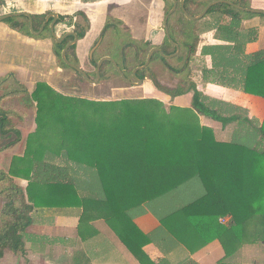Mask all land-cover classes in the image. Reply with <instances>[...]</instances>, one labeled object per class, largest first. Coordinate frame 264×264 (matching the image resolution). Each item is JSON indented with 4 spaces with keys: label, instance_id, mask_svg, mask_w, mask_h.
I'll return each instance as SVG.
<instances>
[{
    "label": "trees",
    "instance_id": "trees-1",
    "mask_svg": "<svg viewBox=\"0 0 264 264\" xmlns=\"http://www.w3.org/2000/svg\"><path fill=\"white\" fill-rule=\"evenodd\" d=\"M232 1L251 8L249 0ZM171 5L170 0L166 13ZM206 15L213 20L216 38L227 44L202 48V53L212 59V67L203 69L204 79L264 98V49L246 55L245 44L254 38L255 30H239L243 19L257 14L220 2L210 6ZM224 15L230 16L228 22L222 21ZM33 18L37 30L44 15ZM2 21L26 35L43 38L45 32L52 38L47 25L42 33L33 35L24 15ZM183 21L190 22L177 7L168 17L170 35L174 39L172 33L186 34L184 46H190L193 52L196 44L190 41L192 32L181 29ZM73 29L78 38L83 37L81 24L75 23ZM72 39L67 36L56 43L52 38L56 59L66 68L69 66L61 52ZM149 48L148 42L136 65L143 64ZM163 48L166 54L175 51L167 37ZM155 55L167 61L159 53ZM182 66L188 70L189 63L183 61ZM145 73L146 68L137 76L143 79ZM189 91L193 93L191 106L170 105L166 109L157 98L91 100L66 95L46 82H38L30 95L36 104V131L28 136L24 155L12 158L8 172L0 170L4 210L10 214L16 208L19 211L18 207L28 210L20 202L16 186L5 183L22 176L28 179L29 196L39 190L52 206L81 208V221L104 220L134 253L135 249L142 252L141 245L148 241L134 217L143 206L155 209L158 204L166 209L158 215L161 226L191 250L217 240L224 259H233L244 245H264V118L259 126L245 121L236 139L218 140L213 130L201 123L200 115L223 124L236 116H220L193 82L185 88L178 84L174 91L164 93L174 97ZM4 122L1 119L2 129ZM47 155L73 164L76 175L65 178L68 166L45 162ZM222 217H227V222L221 223ZM17 221L13 218L0 227V255L4 248L21 246L20 233L26 223ZM218 264L231 263L220 260Z\"/></svg>",
    "mask_w": 264,
    "mask_h": 264
},
{
    "label": "crops",
    "instance_id": "crops-1",
    "mask_svg": "<svg viewBox=\"0 0 264 264\" xmlns=\"http://www.w3.org/2000/svg\"><path fill=\"white\" fill-rule=\"evenodd\" d=\"M185 1L187 13L197 16L213 0H184V7ZM249 1L251 8L264 11V0ZM202 2H205L203 7ZM22 11L34 16L45 15L44 20L49 13H56L58 18L66 16L64 20L55 23L54 31L58 37L73 31L75 23L82 25L86 20L83 37L78 38L74 47L68 48L66 57L81 67L89 78L91 76L88 73H93L91 79L96 77V65L101 58H113L114 55L120 54L124 70H130L136 64L130 58L126 59V56L135 54H130L133 44H138L139 47H135V51L140 54L143 44L149 42V53L154 47L163 50L166 37L163 25L166 14L164 0H8L5 4L0 3V16ZM197 11L198 13H195ZM187 19L190 22L183 21L180 27L192 32L190 41L196 46L193 52L190 46L185 48L184 57L179 59V62L189 63V72L184 74V77L180 76L178 84L185 88L183 82L190 79L188 81L195 83L203 96H209L210 103L215 106L206 103L217 110L220 116H236L235 120L223 124L211 116L200 115L201 123L213 130L216 139L231 141L234 133L239 131L240 125L246 124L245 121L255 126L262 123L264 98L204 79L203 69L212 67V59L211 55L202 53V48L224 45L227 42L216 38L210 16ZM229 20L230 16L224 15L222 21L225 23ZM206 22L207 25H204ZM187 27L190 29H185ZM251 29L255 30V36L245 44L246 55L264 49V14L241 21L240 31L247 32ZM185 36L186 34L179 31L178 37L181 41L175 40L180 52L183 50L182 45H185ZM97 40L99 43L96 45ZM162 52L164 53V50ZM155 53L159 52H153L150 61L156 56ZM139 56L138 59L142 55ZM173 57L163 58L168 60ZM158 60L164 63L160 58ZM63 71L64 68L56 62L52 38L47 33H44L43 38L32 37L0 21V170L8 172L12 158L24 155L27 138L36 131V104L30 97L36 84L46 82L62 93L57 82H68V78H62ZM116 79L114 77L109 82H115ZM140 79L142 83L136 81V85L127 82L128 86L124 89L131 90L124 94L125 96L113 100L157 98L169 106H191V91L172 97L158 89L152 76ZM83 80L88 82L85 78ZM66 95L106 100L89 95ZM3 118L5 122L2 129ZM44 160L68 166L64 175L67 179L76 175L73 164H67L60 157L47 155ZM79 174L82 176L81 170ZM9 182L16 186L20 202L28 206V210L18 207L19 211L16 208L14 214H10L4 210L6 198L0 196V227L10 224L13 218L26 223L20 233L21 246L16 249L4 248L0 255V264H218L220 260L240 264V261H235L237 256L224 259V250L217 240L195 250L175 240L160 224L158 215L162 210H166L162 204L155 206V209L145 205L134 217L136 226L148 237V241L141 245L142 252L135 249L138 253H134L104 220L81 221V208L52 206L48 203L51 201L45 193L39 190L29 196L26 191L28 179L25 177H11L5 182L6 185H9Z\"/></svg>",
    "mask_w": 264,
    "mask_h": 264
},
{
    "label": "rangeland",
    "instance_id": "rangeland-1",
    "mask_svg": "<svg viewBox=\"0 0 264 264\" xmlns=\"http://www.w3.org/2000/svg\"><path fill=\"white\" fill-rule=\"evenodd\" d=\"M6 1H8V0H0V3L5 4ZM164 1L166 2V7H167L170 3V0H164ZM207 1L208 0H205V2H207ZM205 2H202V3L204 4ZM184 16L187 18L186 15H184ZM206 16H209V15H206ZM85 21L86 20H84L82 22L83 27L86 25ZM204 25H207V22ZM188 28L190 29V27H187L185 29H188ZM29 30H30V28H29ZM72 30H74V29L72 28ZM172 35L174 37V39H172V40L175 43H176L175 40L181 41L179 39L177 33H172ZM100 38L98 40H100ZM98 40H97V42H98ZM102 41H103V38H102L101 42ZM145 45L146 44H143V46L141 47V53H142V50L144 49ZM171 45H173V47L175 48L174 44L171 43ZM135 47L137 49V47H139L138 44H133V48L130 49V54L131 53L133 54L135 52ZM182 48H183V50L181 49V52L178 54L180 56V59L182 57H184V50L186 47L184 45H182ZM174 52H176V48H175ZM126 55H128V54H126ZM178 55L173 57L172 59H168L167 61H165L167 65L164 64L165 62L162 64V62L160 60H158L160 57L158 58V56H155L154 59L151 60L149 65L147 66V71H146L145 75L146 76H152V78L155 80V82L158 83V85L160 86V88H161L160 90L162 92L175 90V87H177V84L179 83L178 81H180L179 80L180 76L184 77V74H186L188 72V70H186V67L182 66V62H179V56ZM128 58H130L131 61L135 62L134 55H129L128 57L126 56V59H128ZM112 59H113L115 64L109 60H104L102 62L101 67H100V72H99L100 79L96 84H93L89 81L84 82V80H83L84 77L81 76V74L79 72L77 73V71H74L71 67L66 68V67L61 66L62 68H64V71L62 73V78H68V82H57L60 89L62 90V93L70 94V95H73V94L74 95H84V96L89 95V96H92L95 98L106 99V100H113L115 98H120V97L125 96L124 94L129 92V90H131V89H128V91H125L124 88H126L128 86V83L124 80L123 76L127 78V76L131 77V75H130V73L126 72V70H124V66L122 64V56L120 54L114 55V57ZM155 59H157V60H155ZM56 62L58 65H60L59 64L60 62L58 61V59H56ZM167 66L168 67L171 66V67L177 69V72H173L170 69H167ZM88 74L91 76V78L93 77V73H88ZM122 74H123V76H122ZM95 75H96V73H95ZM114 77L117 78L115 80V82H109ZM88 78H89V76H88ZM91 78H89V79H91ZM94 79H91V80H94ZM188 80H190V79H188ZM188 80L183 82V84L185 86H186V84H188V82H189ZM121 88H123V89H121ZM203 97H205V99L207 100L206 101L207 103L211 102L209 100V96L208 97L203 96ZM210 105L215 106L214 103H210ZM164 107L166 109H169V105H167L166 103L164 104ZM234 134H236L234 137V139H236L238 132L234 133ZM244 137L245 136H243V138ZM252 145H250V146H252ZM222 218H225L226 222H227V220H228L227 217H222ZM242 247L243 248H241V251L239 253L235 254V256H234V258L237 256L235 258L236 262L238 260V261H240L239 263L248 264L250 262L264 261V245L259 244V243H257V244L254 243V244H247V245H244Z\"/></svg>",
    "mask_w": 264,
    "mask_h": 264
},
{
    "label": "water",
    "instance_id": "water-1",
    "mask_svg": "<svg viewBox=\"0 0 264 264\" xmlns=\"http://www.w3.org/2000/svg\"><path fill=\"white\" fill-rule=\"evenodd\" d=\"M184 0H172L173 2V5L172 7L170 8V10L165 14V17H164V22H163V25H164V30H165V34H166V37L168 38V40L174 44L175 48H176V52L174 54H171V55H165L162 50L159 48V47H154L152 48L149 53L147 54V57H146V60H145V63L141 66H138L136 67L134 70H133V73H132V77H133V80L134 81H131L129 80L128 78L124 77L123 74V78L126 82L132 84V85H136L137 82L139 83H142V80L140 78H138L136 76V72L138 70H141L143 68H145L148 63L150 62V59H151V55L153 54V52H159L160 54L163 55V57L165 58H171L175 55H177L179 52H180V47L177 43H175L172 38H171V35H170V31H169V27H168V24H167V21H168V17L176 10L177 6L179 5L181 11L183 12L184 15L187 16V18H190V19H199L201 17H203L206 13V11L208 10V8L210 6H212L213 4H216V3H220V2H223V3H227L231 6H233L234 8L238 9V10H242V11H247V12H251V13H255V14H264V11L263 10H256V9H253V8H246V7H242L238 4H235L233 3L232 1L230 0H213L211 1L210 3H208L205 8L202 10V12L197 15V16H190L185 7H184V3H183ZM20 15H24L28 18V21H29V28H30V32H32V34H35V35H38L42 32L44 26L47 24L49 18L51 17L52 20L51 22L49 23V30H50V34L52 36V38L55 40L56 43H61L67 36L69 35H72L73 36V39L70 40L63 48L62 52H61V57H62V60L65 64H67L69 67H71L72 69L76 70L77 72H79L85 79H87L88 81H90L91 83L93 84H96L99 79H100V67H101V64L104 60H109V61H113V59L111 57H103L101 58L98 62H97V65H96V77L94 80H91L88 78V75L87 73L79 66L73 64L72 62H70L67 57H66V51L68 50V48H70L72 45H74L77 40H78V36L77 34L72 31V32H68V33H65L63 36L61 37H58L54 31V26H55V22L58 20V15L56 13H50L46 16L44 22L42 23L41 27L39 28V30L35 31L34 28H33V22H32V17L29 13L27 12H13V13H8V14H4V15H1L0 16V21L8 18V17H13V16H20ZM99 43V41L96 43V45ZM96 45L92 48V51L95 49ZM115 64V63H114ZM121 73V72H120ZM137 81V82H136Z\"/></svg>",
    "mask_w": 264,
    "mask_h": 264
},
{
    "label": "flooded vegetation",
    "instance_id": "flooded-vegetation-1",
    "mask_svg": "<svg viewBox=\"0 0 264 264\" xmlns=\"http://www.w3.org/2000/svg\"><path fill=\"white\" fill-rule=\"evenodd\" d=\"M177 7H179V5H178ZM176 9H177V8H176ZM49 14H50V13H49ZM44 16H45V15H44ZM31 17H32L33 28H34V23H36L37 20H36V19L34 20V18H33L34 15H31ZM45 18H46V17H45ZM27 19H28V18H27ZM64 19H65V18H64ZM64 19H62V20H64ZM43 20H44V18H43ZM43 20H42V22H41V24L39 25V27H38L37 30H39V28L41 27L42 23L44 22ZM51 20H52V18L50 17L49 20H48V22H47V24H46V25L48 26V29H49V23L51 22ZM62 20L60 19V16H59V18H58L57 21L59 22V21H62ZM57 21H56V22H57ZM56 22H55V23H56ZM28 25H29V21H28ZM46 25H45V26H46ZM45 26H44V28H45ZM44 28H43V30H44ZM34 30H35V29H34ZM37 30H35V31H37ZM43 30H42V32H43ZM73 31H74V30H73ZM169 31H170V30H169ZM42 32H41V33H42ZM49 32H50V30H49ZM70 32H72V31H70ZM44 33H45V32H44ZM67 33H68V32H67ZM69 36H72V35H69ZM67 43H68V42H67ZM147 54H148V52H147ZM147 54H146V55H147ZM137 55L139 56V55H143V54H142L141 52H140V54H139V53H136V51H135V54H134L135 59L138 57ZM137 59H138V58H137ZM137 59H136V61H137ZM145 60H146V57H145ZM145 60H144L143 64L145 63ZM136 61H135V62H136ZM149 63H150V62H149ZM149 63H148V65H149ZM143 64H141V65H143ZM141 65H135L133 69H130V70L127 69V70H126V72L130 73V75H131V77L126 75L127 78H128L129 80L134 81V80H133V77H132L133 70H134L136 67L141 66ZM148 65H147V66H148ZM147 66L145 67V68H146V71H147ZM143 69H144V68H143ZM143 69H141V70H143ZM141 70H138V71L136 72V76H137V73H138L139 71H141ZM137 77H138V76H137ZM145 77H146V76H145ZM138 78H139V77H138Z\"/></svg>",
    "mask_w": 264,
    "mask_h": 264
},
{
    "label": "built area",
    "instance_id": "built-area-1",
    "mask_svg": "<svg viewBox=\"0 0 264 264\" xmlns=\"http://www.w3.org/2000/svg\"><path fill=\"white\" fill-rule=\"evenodd\" d=\"M219 220H220L221 223H225L226 222L225 218H220Z\"/></svg>",
    "mask_w": 264,
    "mask_h": 264
}]
</instances>
